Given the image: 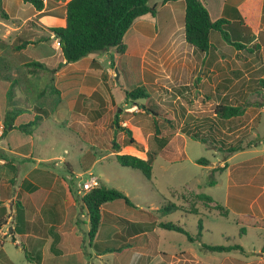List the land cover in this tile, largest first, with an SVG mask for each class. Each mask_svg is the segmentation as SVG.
I'll return each mask as SVG.
<instances>
[{
  "label": "rangeland",
  "instance_id": "1",
  "mask_svg": "<svg viewBox=\"0 0 264 264\" xmlns=\"http://www.w3.org/2000/svg\"><path fill=\"white\" fill-rule=\"evenodd\" d=\"M161 1L149 0V4L157 8L155 15L147 13L134 20L124 35L126 50L123 54L109 48L92 51L76 62H65L60 48L53 45V34L48 27L41 25V30L31 35L35 19L19 28L12 20L2 18V9L17 17L21 0H0V217L5 219V224L0 226V264H107L108 260H115L114 264H147L146 254L154 255L151 261L157 264L168 261L178 248L187 247L211 262L214 256L216 262L227 255L240 260L260 257L258 251L264 245V230L238 224L233 216L215 215L212 206L189 191L206 193L204 183L212 179V175L196 162L199 157L213 158L210 153L216 149L209 147V142L203 143L186 134L184 141L176 138L152 160L150 179L136 168L122 166L115 158L114 141L120 144V152L144 154L149 150L158 153L156 138H169L172 130L199 134L196 126L198 101L169 96L171 92L181 96L187 88L193 89L192 85L181 82L172 87L166 82L164 65L150 60L143 64L140 57L144 47L148 48L146 54L149 56L154 45L160 47L165 41L160 21L167 18L169 11ZM56 6L58 10L62 9V5ZM32 8L27 3L19 15L29 14ZM45 24L62 25L50 19ZM156 24L159 35L154 45L149 46ZM25 40L32 42L19 47ZM36 61L45 64L46 69L35 65L33 62ZM148 70H152L151 81L143 76V73H149ZM137 86H142L150 98H128L126 92ZM186 96L193 97L194 94ZM19 109L22 113L15 117V126L32 121L35 115L40 118L28 127L29 133L7 126V132L2 134L6 126L5 115ZM155 120L158 132L155 131ZM120 126L129 128L143 148L127 145V135ZM140 128H151L152 134L141 133ZM260 132H264L261 127ZM226 146V153L224 149L216 150L218 154L214 152L218 158L229 154ZM217 147L222 148V145ZM98 177L106 186L122 191L134 204L129 206L118 199L105 205L108 212L114 211L129 222L147 224L152 218L180 223L193 236L200 231L201 243L238 244L244 252L240 249L231 252L201 250V243L188 242L183 233L158 228L154 223L152 228L155 230L148 232L150 240L156 239L153 246L144 238L141 246L135 243L96 255V249L89 245V221L79 189L81 182ZM22 181L24 187L21 190ZM60 183L65 184L64 188L76 201L75 205L65 209V214L77 220L75 237L69 239L66 235L61 243L64 249H73L76 254L65 252L53 257L48 252L53 237L46 234L41 241V196L45 188L50 185L57 188ZM169 201L183 208L162 213L160 208ZM20 205L26 218L20 212ZM195 206L198 214L189 212ZM44 213L42 216L48 221ZM12 225L13 233L9 229ZM122 226L106 221L100 225L96 238L106 241L112 238L110 235L116 228L123 229ZM112 242L115 250L122 243L119 239ZM45 252L48 253L45 255Z\"/></svg>",
  "mask_w": 264,
  "mask_h": 264
},
{
  "label": "crops",
  "instance_id": "2",
  "mask_svg": "<svg viewBox=\"0 0 264 264\" xmlns=\"http://www.w3.org/2000/svg\"><path fill=\"white\" fill-rule=\"evenodd\" d=\"M43 1L45 10L60 11L56 5H62L63 7L68 0ZM201 1L206 6L211 20L224 19L223 29L226 32V39L222 37L218 30H211L209 33L211 47L207 51L197 50L188 44L184 37V1L162 0V6L167 7L169 11L167 18L163 22L160 21V29L165 41L160 47L154 45L159 35L156 24L152 34L153 38L149 44V46L154 45L155 47L149 50V56L146 54L148 48L144 47L140 57L143 64L148 63L150 60L153 63L164 65L165 69L163 71H165L166 82L172 87L175 88L181 82L184 85H192L193 89L188 90L187 88L181 96L177 93L172 94V92L169 96L173 99L176 95V98L181 97V99L198 101L196 126L199 134L206 139V141L198 139L199 141L209 142V147L212 146L217 151L224 149V153H226V145L229 149L234 148V146L237 148L230 151L225 157L220 156L218 158L216 150L214 151L216 154L214 152L210 153L212 159L203 157L209 161V164L200 165L212 175L214 182L213 184L204 183L206 193L188 190L196 195L205 194L208 196L211 201L205 200L204 202L210 206L219 204L226 208L228 210L227 216H233L236 223L252 227L254 230H264V132H260V127L264 129V0ZM26 7L27 3L22 1L21 8L18 11L19 14ZM33 8L29 14L22 17L19 14L15 17L5 10L8 16L5 19L15 22L16 27L23 26L28 20L35 19L36 22L34 21L32 27L33 32H30L31 35H34L36 30H41V25L44 27L52 26L45 24L48 19L64 25L62 17L39 15L40 11L35 7ZM31 42L30 40L22 41L19 47L29 45ZM148 71L149 73H143V76L147 81H151L153 77L150 71L152 72V70ZM189 93L194 94V96L187 97L186 94ZM218 104L238 106L242 109V112L230 118H220L214 112V107ZM189 111L193 113L192 110ZM141 131L152 134L151 128H140L139 132ZM185 134L192 138V134L189 135L180 130L175 131L157 155L172 144L176 138H182L184 141L186 139ZM218 144H221L222 148H218ZM19 154L22 153L19 152ZM4 161L6 160L4 159ZM11 179L12 177H10ZM23 181L20 184L21 190L24 187ZM50 186L47 189L45 188V192L41 196V241H43L46 234L53 237L48 246V252L53 257L60 256L65 252L71 255L76 254L73 249H64L65 246L61 243L65 241L66 235L69 239L75 237L77 220L75 218L71 219V215L66 216L65 209L75 205L76 201L70 197L71 192L65 189L64 183L56 185L57 188L53 185ZM20 193L21 191L18 192V196H20ZM112 203L115 202L103 205L101 225L107 221V223L114 226L124 225L122 226L124 228L117 230L115 227V232L110 235L112 238L100 241L95 237L94 242L97 245H109L111 243L109 246H114L112 241L119 239L122 241L119 248H124V246L134 245L135 243L141 246L145 238L150 241V246H153L156 239L153 238L155 242L152 239L150 240V233L148 234V232L155 230V227L152 228V221L149 222L151 224L148 222L147 224L145 222H129L115 214L116 212L113 211L112 213L105 210V205ZM43 207L45 213L42 212ZM20 209H22L26 218L23 206L20 205ZM17 210L15 211V217L17 216ZM212 211L216 213L215 215H221L215 209ZM43 213L47 215L48 221L42 216ZM0 220L5 219L0 217ZM25 221L29 222L26 219ZM153 221L157 227L159 221L157 219ZM4 224L2 222L0 226ZM28 228L31 227L28 226ZM146 228H149V230ZM9 229L13 233L14 225L9 226ZM142 229L146 230L129 235V231L135 232L134 230ZM43 230L45 231L43 232ZM96 236H98V233ZM197 243L199 245L201 242ZM202 249L206 250L201 246ZM48 252L44 254L46 255ZM95 252L98 256L106 254L101 253L98 249ZM258 252L260 257L253 260H240L227 255L217 262L215 261L216 256H214L211 262L210 260H204L187 247L178 248L176 252L170 255L168 261L162 260V262L171 264H264V245ZM161 254L166 255L165 253ZM145 256L148 259L147 264H154L151 261L154 255L146 254ZM114 261L110 262L108 260L107 264H114Z\"/></svg>",
  "mask_w": 264,
  "mask_h": 264
},
{
  "label": "trees",
  "instance_id": "3",
  "mask_svg": "<svg viewBox=\"0 0 264 264\" xmlns=\"http://www.w3.org/2000/svg\"><path fill=\"white\" fill-rule=\"evenodd\" d=\"M22 1L33 5V7L40 11L39 15H54L64 19V25L49 26L48 30L59 39L60 51L65 62H76L92 51H106L109 48H115L116 52L123 54L126 50V45L123 41L124 35L131 27L134 20L147 13L155 15L157 11L155 5L151 6L149 4V0H68L60 11L45 10V3L43 0ZM183 1L185 5L184 37L188 44L192 45L199 51H207L211 47V42L209 40V33L211 30H218L222 37L226 39V32L223 29V18L215 21L211 20L209 12L201 0ZM1 13L2 18L8 17L4 9H2ZM33 63L42 69H46L45 64L41 62L36 61ZM126 96L132 100L150 98V95L142 86H137L132 90L127 91ZM214 112L220 118H230L241 114L242 109L238 106L218 104L214 107ZM19 113H22L21 109L5 115L4 123L6 126L3 128L2 134L7 132V126L29 133L30 129H28V127L36 124V121L40 118V116L35 115L32 121L15 126L13 121ZM116 116H118L117 113ZM115 123L118 125L117 119L115 120ZM154 126L155 131L158 132L159 128L156 120L154 121ZM119 129L126 133L127 145H135L139 148H143V146L132 136V131L129 128L120 126ZM174 133L175 130H172L171 133H169V138ZM191 137L206 141L203 135L197 133L192 134ZM169 138L164 136L156 138L159 142L158 150H161L167 144ZM113 145L116 149L115 158L122 166L136 168L140 170L146 178H151L152 160L156 157L157 151L150 152L149 150H146L144 154H132L124 151L120 152V144L116 141L113 142ZM236 149V147L230 148L229 151H234ZM143 155H146V157H142ZM196 162L204 165L209 164V161L203 157L198 158ZM217 169L219 170V168ZM213 182V178L208 181L209 184H213ZM198 198H202L204 201H211L205 194H198ZM118 199L123 200V203L126 205L134 206L132 201L122 191L114 187H108L102 182H99L97 186L91 188L81 199L89 221L87 234L89 245L95 247L101 251V253L117 251L123 248L120 247L115 250V248L112 247L113 245L109 246L111 243H108L109 245H97L94 242L102 221L103 205L109 202H117L116 200ZM182 208L183 207L169 201L168 204L160 208V211L162 213H168ZM211 208L217 210L218 213L223 216H227L228 214V210L219 204H216ZM189 212L198 214L199 210L195 206L189 210ZM151 219H148V222L152 221V224H154V219ZM2 222L3 220H0V225ZM157 227L183 233L191 243L201 242L200 231L193 236L180 223L159 221ZM199 227H202L201 223H199ZM146 229L149 230V228ZM146 229L134 230L135 232L129 231V235ZM202 247L212 252H230L237 249L244 252L242 246L238 244L212 245L202 243ZM158 264L171 263L161 262Z\"/></svg>",
  "mask_w": 264,
  "mask_h": 264
},
{
  "label": "built area",
  "instance_id": "4",
  "mask_svg": "<svg viewBox=\"0 0 264 264\" xmlns=\"http://www.w3.org/2000/svg\"><path fill=\"white\" fill-rule=\"evenodd\" d=\"M53 40H54V47L55 48H60V43H59V39L57 37H55V35H52ZM97 180H95L94 178H90L89 180L85 181V182H81L80 183V189H79V193L81 194H85L87 193L91 188L97 186Z\"/></svg>",
  "mask_w": 264,
  "mask_h": 264
},
{
  "label": "water",
  "instance_id": "5",
  "mask_svg": "<svg viewBox=\"0 0 264 264\" xmlns=\"http://www.w3.org/2000/svg\"><path fill=\"white\" fill-rule=\"evenodd\" d=\"M115 72H116V74L118 75V71H117V69H115ZM116 78H117V76H116ZM97 180H98V183H99V182H100V179L98 178Z\"/></svg>",
  "mask_w": 264,
  "mask_h": 264
}]
</instances>
